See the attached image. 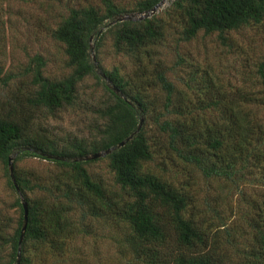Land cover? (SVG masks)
I'll return each instance as SVG.
<instances>
[{
  "label": "trees",
  "instance_id": "trees-1",
  "mask_svg": "<svg viewBox=\"0 0 264 264\" xmlns=\"http://www.w3.org/2000/svg\"><path fill=\"white\" fill-rule=\"evenodd\" d=\"M56 1L57 4L39 5L37 10L41 11L40 19H61L50 29V36L62 45L69 72L62 78L49 79L43 74L45 59L35 54L28 68L32 76L27 94L10 91L0 96V162L9 186L23 195L27 204V224L20 244L21 197L15 200L19 209L15 228L9 230L10 219L0 216V264H15L18 247L19 264H30L31 255L62 253L64 240L81 224L72 218L77 210L81 219L107 218L121 225L123 244L137 264H264L261 226L255 228L258 247L251 258L232 263L221 259L219 247L209 242V231L184 216L188 204L185 191L144 168L152 160L154 149L143 127L123 146L105 155L119 190L93 179L85 167L87 160H72L116 145L136 129L141 116L157 110V128L167 135L169 149L204 177L237 180L250 176L264 182V115L259 114L264 97L240 88L227 91L216 81L211 67L203 69L200 85L194 87L195 97L186 89L193 88L189 83L186 88L176 87L168 79L165 61L158 55L159 44L165 41L169 29L168 19H162L159 11L146 18L110 25L114 17L129 9L114 0H76L72 4ZM160 1L134 0L132 10L143 13ZM10 11L8 0H0V19H10ZM161 12L178 17L183 41L203 32L217 33L225 43L227 32L251 24L264 28V0H172ZM107 36L115 54L133 61L128 77L116 66L107 69L101 65L98 52ZM90 43L104 78L95 69ZM181 60L178 58V62ZM256 72L264 86V56ZM10 78L0 65V85L7 86ZM87 78H93L111 100L93 109L92 126L99 138L59 149L46 135L35 131L34 120L42 109L75 106L82 94L80 85ZM105 78L126 99L108 87ZM190 80L195 81L196 76ZM158 94L162 95L160 100ZM86 97L94 98L92 93ZM158 102L161 110L157 109ZM14 152V161L33 156L57 165L60 171L50 187L39 180L32 183L13 168L17 191L7 164ZM34 189L46 191L49 196L43 193L30 197L28 192Z\"/></svg>",
  "mask_w": 264,
  "mask_h": 264
},
{
  "label": "rangeland",
  "instance_id": "rangeland-1",
  "mask_svg": "<svg viewBox=\"0 0 264 264\" xmlns=\"http://www.w3.org/2000/svg\"><path fill=\"white\" fill-rule=\"evenodd\" d=\"M72 4L76 0H61ZM126 9V13H138L132 10L134 0H114ZM172 1V0H171ZM170 1V2H171ZM56 0H8L10 19H0V65L5 75L11 76L7 86L0 85V96L10 91L27 94L31 88V57L40 54L46 61L43 74L49 79L65 76L70 68L62 45L50 36V29L61 19H40L39 5ZM165 2L159 10L162 19H168L169 29L165 41L159 44L158 55L168 67L167 76L178 88H186L192 97L197 94L194 87L200 85L204 68L211 67L216 81L227 91L240 88L264 97V86L259 82L257 65L264 56V28L261 25H246L225 33L227 40L221 42L217 33L199 32L193 39H180V22L176 15L167 17L162 9L170 4ZM98 3V0H94ZM62 6V5H60ZM1 25V21H3ZM107 36L98 52V59L104 68L117 67L128 77L133 61L126 55L115 54ZM182 58L178 62V58ZM197 71V72H196ZM195 75L196 80H190ZM82 94L72 107L55 110L42 109L34 120V129L46 135L57 148L61 149L77 141L87 143L98 140L99 135L93 129V109L110 102L109 94L96 84L93 78H87L80 85ZM92 93L89 100L86 95ZM158 100L162 95L158 94ZM86 101L90 102L86 105ZM157 109L161 110L160 103ZM157 110H151L143 117L142 126L154 154L144 168L173 182L188 196L184 216H190L199 226L209 231V242L218 246L221 259L226 263L246 262L257 249L255 228L264 229V182L259 177L245 176L237 180L220 177H204L201 172L183 160L171 149L156 124ZM259 114L264 115L263 108ZM95 140V141H96ZM159 142V146L156 144ZM90 154V153H88ZM85 167L95 180L108 188L119 190L113 181V172L106 156L87 160ZM13 168L24 173L33 183L39 180L50 187L60 168L38 157H22L14 161ZM247 177V178H246ZM49 193L34 189L30 197ZM19 194L8 184L4 164L0 162V216L10 219L12 230L17 225L19 209L15 200ZM23 196V195H22ZM20 197V196H19ZM75 222H80L76 233L66 237V247L62 253L32 257L30 264H137L125 248L122 241L123 227L107 218L81 219V212L72 214ZM35 254V252H34ZM36 256V255H35Z\"/></svg>",
  "mask_w": 264,
  "mask_h": 264
},
{
  "label": "water",
  "instance_id": "water-1",
  "mask_svg": "<svg viewBox=\"0 0 264 264\" xmlns=\"http://www.w3.org/2000/svg\"><path fill=\"white\" fill-rule=\"evenodd\" d=\"M170 1L171 0H161L151 10L146 11V12H143V13H139L138 12V13H124V14H119L116 17H114L109 22V24L110 25L111 24H114L117 21L136 20V19H142V18L149 17L153 13L159 11L161 9V7L164 6L165 2L169 3ZM90 39H91V37H90ZM89 47H90V51H91V59L94 62V65L96 67L95 69H96L97 73L100 74L104 78L105 76L101 72V70H100V68L97 65L96 60H95V55H94V52H93V44L90 43L89 44ZM105 80L107 82L108 87H110L111 89H113V91L115 93L119 94L121 97H123L124 99H126L125 96H124V94L122 92H120L118 90V88H116L114 85H112L107 78H105ZM142 122H143V117L141 116L139 118V122H138V124L136 126V129L127 138H125L124 140L120 141L116 145H114L112 147H109L107 149H104V150L97 151L95 153H90V154H86V155H82V156H78V157H73L72 160H74V161H85V160L96 159V158H99V157H102V156H105V155L109 154L110 152H112L116 148H119V147L123 146L125 144V142L129 141L132 138V136L141 128ZM15 155H16V152H14L12 155H10L8 157L7 164H8V171H9L10 177H11L13 183H14V186L16 187L17 191H19V189L17 187V184L15 182L14 176H13V157ZM48 156L49 157H52L51 155H48ZM54 158L65 159L64 157H59V156H55ZM20 197H21V202H22V206H23V222H22V227H21L19 244L21 243V240L23 238L24 231H25V228H26V224H27V204H26V202L24 201V199L22 198L21 195H20ZM19 260H20V247H18V250H17V257H16L15 264H19Z\"/></svg>",
  "mask_w": 264,
  "mask_h": 264
}]
</instances>
